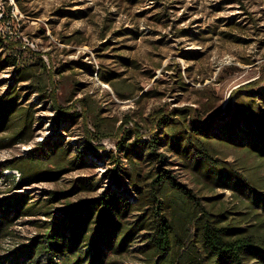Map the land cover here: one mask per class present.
Returning <instances> with one entry per match:
<instances>
[{"label":"rangeland","instance_id":"obj_1","mask_svg":"<svg viewBox=\"0 0 264 264\" xmlns=\"http://www.w3.org/2000/svg\"><path fill=\"white\" fill-rule=\"evenodd\" d=\"M0 32L10 37L0 48V97L16 86L22 94L19 105L33 115L30 141L9 145L14 128L0 132V200L23 195L35 211L0 231V264H16L18 253L42 234L40 224L71 203L99 199L111 193L116 181L134 199L139 187L151 189L146 175L159 162L140 144L156 134L151 114L189 105L198 119L212 121L225 112L236 90L238 96L259 95L264 105V0H23L21 6L0 0ZM15 56L21 64L35 65L46 98L31 88L33 83L17 79L9 63ZM98 72L113 76L111 81L120 83L128 97H120ZM253 80L259 82L250 91L241 90ZM51 90L61 107L74 105L70 113L87 110V128L100 157L88 148L83 118L71 123L50 102ZM124 119L129 123L119 132ZM101 133L106 136L96 138ZM218 148L227 167L236 168L242 154L246 165L255 166L257 159L242 148ZM159 151L166 155L164 168L206 209L224 213L225 222L247 213L238 191L204 181L177 156L165 148ZM33 157L49 169L66 171L57 180L40 178L18 187L9 173ZM125 169L140 173L139 187L131 186ZM254 171L253 177L264 180V164ZM166 195L177 200L178 210L169 218L186 251L197 233L195 216L187 213L190 201L170 187ZM137 218L136 212L129 216ZM144 240L138 237L131 250L110 256L108 264H146L140 250ZM41 255L28 264H46L48 257Z\"/></svg>","mask_w":264,"mask_h":264},{"label":"trees","instance_id":"obj_2","mask_svg":"<svg viewBox=\"0 0 264 264\" xmlns=\"http://www.w3.org/2000/svg\"><path fill=\"white\" fill-rule=\"evenodd\" d=\"M16 2L21 6L23 0ZM8 39L10 37L0 32V48L8 43ZM9 63L15 66L18 80L33 83L31 88L46 98L47 88L39 79L35 65L21 64L16 56ZM43 67L48 69L45 64ZM98 74L104 82L112 85L120 97H128L120 83L118 85L111 81L113 76ZM256 80L244 84L241 90L250 91L259 82ZM49 84L53 82L50 80ZM11 87L6 95L0 97V132L14 128V134L7 138L11 139L9 145L30 141L33 124L31 109L19 105L22 94L16 86ZM239 91L232 92L225 112L216 113L212 121L198 119L196 109L189 105L169 112L161 109L151 114L150 120L156 134L152 140L140 143L159 162L157 169L146 175L151 189L142 191L137 183L140 173L125 169L131 186L139 187L136 199L116 181L111 193L107 192L99 199L71 203L60 210L52 221L40 224L42 234L18 253L16 264H28L38 254L48 257L46 264H108L110 256L114 258L131 250L130 246L140 236L146 242L140 249L145 255L146 264H264V180L253 177L254 169L264 164V105H261L259 95L238 96ZM234 96H238L236 103ZM48 98L71 123L83 118L88 148L96 159L100 157L98 147L93 144L94 134L87 128V110L84 109L82 114L70 113L74 105L61 107L55 90L49 92ZM219 122L221 126L215 127ZM127 123L129 120L124 119L118 127L119 132ZM136 135L139 143L142 136L139 133ZM95 136L101 138L106 135L101 133ZM219 145L242 148L244 153L257 159L255 166L246 165L243 154L236 162V168L225 166L218 156ZM52 148L55 150L57 145L54 144ZM161 148L177 156L204 181L242 194L247 213L240 219L225 222L224 213H212L206 209L185 184L164 168L166 155L159 151ZM13 166L21 173L16 181L18 187L28 186L40 178L57 180L66 171L49 169L44 162L35 161L34 157L22 159L19 165ZM4 174L3 177L7 175ZM167 187L182 198L189 199L192 210L186 212L189 216H195L193 223L197 236L186 251H183V242L177 240L173 219L169 218L178 207L177 200L173 201L166 195ZM59 197L55 195L53 200ZM32 210V205L23 195L0 200V231L17 217L34 215L35 211ZM133 212L137 213V220L129 219ZM164 254L168 256L163 259L161 256Z\"/></svg>","mask_w":264,"mask_h":264},{"label":"built area","instance_id":"obj_3","mask_svg":"<svg viewBox=\"0 0 264 264\" xmlns=\"http://www.w3.org/2000/svg\"><path fill=\"white\" fill-rule=\"evenodd\" d=\"M10 172H11V173H9V174L12 175V177H13V179H14L15 181H18V180L20 179V177H21V173H20L17 169H12Z\"/></svg>","mask_w":264,"mask_h":264}]
</instances>
